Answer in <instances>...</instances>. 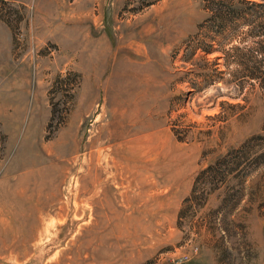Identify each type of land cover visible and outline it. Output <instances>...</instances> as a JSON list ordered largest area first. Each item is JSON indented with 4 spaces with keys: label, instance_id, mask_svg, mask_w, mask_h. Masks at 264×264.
<instances>
[{
    "label": "rangeland",
    "instance_id": "obj_1",
    "mask_svg": "<svg viewBox=\"0 0 264 264\" xmlns=\"http://www.w3.org/2000/svg\"><path fill=\"white\" fill-rule=\"evenodd\" d=\"M218 2L0 0V264H264L260 57Z\"/></svg>",
    "mask_w": 264,
    "mask_h": 264
},
{
    "label": "trees",
    "instance_id": "obj_2",
    "mask_svg": "<svg viewBox=\"0 0 264 264\" xmlns=\"http://www.w3.org/2000/svg\"><path fill=\"white\" fill-rule=\"evenodd\" d=\"M217 11L214 15L215 23L217 25V29L222 32L223 30H227L232 28L237 24H242L248 28H250L249 37L254 39L255 45H257V51L260 57V61L257 62V66L254 69V72L249 76L254 80H263L264 81V0H219L217 3ZM259 40V41H257ZM245 147V146H244ZM243 147L238 150V154H242L243 156L240 158L249 159L253 156L250 155V151L243 152ZM246 155V156H245ZM264 162V153L261 155H257L252 161H260ZM217 165L210 166L208 171L213 170ZM227 171H237L241 169L242 163L240 161L234 162L229 161V163L222 164ZM195 187L193 188L192 194H195Z\"/></svg>",
    "mask_w": 264,
    "mask_h": 264
},
{
    "label": "bare ground",
    "instance_id": "obj_3",
    "mask_svg": "<svg viewBox=\"0 0 264 264\" xmlns=\"http://www.w3.org/2000/svg\"><path fill=\"white\" fill-rule=\"evenodd\" d=\"M92 102H93V99L90 101L91 105H92ZM98 120L99 119H97L96 121H98ZM123 131H124V133H122L123 136H121V138H118L117 140H114V141L119 142L118 145H126L125 149H121L122 151H118L119 154H122V160L120 161L121 163H120L119 167L121 168V170L123 172H129V173L132 172L134 174V176H133V179L135 180L134 183L141 184L140 183L141 180H139L137 178L139 175L138 173L141 172V169L142 170L145 169V168H143L144 161H143L142 157L145 155V152H147V153L153 152L155 155H157L159 153L158 152L159 140L157 139V137L154 134L146 135L144 133L146 130L141 125H137V123H135V124L134 123H128V121H127L126 124L123 126ZM94 138L95 137H93L91 142H90L91 146H93L95 143L96 139H94ZM121 140H123V141H121ZM120 147H122V146H120ZM102 152L103 151H101V154H102ZM145 156H147V155H145ZM96 169H98V168H96ZM122 175L123 174H121V176ZM135 176H136V178H135ZM93 179H94V177H93Z\"/></svg>",
    "mask_w": 264,
    "mask_h": 264
}]
</instances>
